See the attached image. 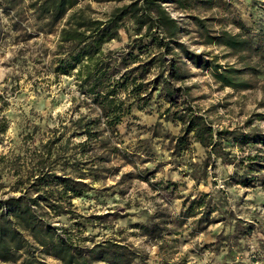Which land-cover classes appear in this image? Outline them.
Instances as JSON below:
<instances>
[{
    "label": "rangeland",
    "instance_id": "rangeland-1",
    "mask_svg": "<svg viewBox=\"0 0 264 264\" xmlns=\"http://www.w3.org/2000/svg\"><path fill=\"white\" fill-rule=\"evenodd\" d=\"M32 1L0 0V200L21 194L18 188H25L24 183L31 181L38 161L46 155L45 144L53 140L46 166H53L57 176L65 174L77 179V172L61 170V166L64 162L80 161L83 182L91 190L72 200L73 220L47 219L51 226L62 228L84 223V218L99 217L100 220L89 218L81 228L79 239H86L82 245L116 240L141 253L142 261L135 264H264V186L235 185L232 177H236L237 167L213 158L206 180H193L189 176L190 165L205 159V149L192 140L179 156L171 154L180 124L167 119L164 113L169 105L155 94L145 109L134 110L132 118L119 125L118 136L111 137V145L118 149L116 154L98 148L97 140L91 142V152L80 155L75 145L84 138L77 137L66 152L58 149L63 141H57L66 132L63 127L68 118L88 112L83 101L90 103L78 93L71 75L54 72L56 34L38 31L43 23L31 15L28 4ZM200 1L204 0H188L184 10L171 2L163 7L179 21L184 31L181 41L191 51L218 56L221 63H233V58H221V48L200 44L196 27L188 17L213 19L207 25L214 31L235 33L233 20H240L253 30L264 29V0H216L217 7L210 10ZM121 3L87 0L77 7L89 5L91 16L102 19ZM129 28L126 23L125 29ZM129 32L132 33L130 29ZM119 35L120 39L106 44L104 51L125 52L128 37L124 29ZM187 66L192 77L177 86L188 89V96L183 91L178 107L170 108V113L190 107L213 130H222L242 127L253 114L264 112V71L258 77V86L237 92L215 84L209 72L189 63ZM154 75L155 70L148 79ZM253 125L264 133V123L254 121ZM222 145L225 151L239 157L254 153L253 149H240L228 141ZM204 194L212 196L217 210L206 220L202 209L196 210L194 217L184 219V200ZM156 212H164L174 222L168 226L173 234L164 235L171 242L164 245L163 254L141 230L146 219ZM236 220L240 228L235 232ZM180 222L182 225H177Z\"/></svg>",
    "mask_w": 264,
    "mask_h": 264
},
{
    "label": "trees",
    "instance_id": "trees-1",
    "mask_svg": "<svg viewBox=\"0 0 264 264\" xmlns=\"http://www.w3.org/2000/svg\"><path fill=\"white\" fill-rule=\"evenodd\" d=\"M85 1L34 0L28 4L34 19L43 23L38 31L56 34L52 54L54 72L71 75L78 93L90 103L83 101L88 112L68 118L69 126L66 123L63 127L66 132L57 141H63L58 149L66 152L71 140L77 137L84 138L75 145L80 155L91 152V142L97 140H100L98 148H107L110 155L116 154L118 149L111 145V137L118 136L119 125L133 116L134 110L145 109L155 94L169 105L164 113L167 119L180 124L171 154L179 156L189 148L192 140L205 149V159L190 165L189 176L193 180H206L213 158L237 167L236 177H232L235 185L247 188L258 183L264 186V133L253 125L254 121L264 123V112L253 114L242 127L222 130H213L210 123L190 107L170 113V108L178 107L183 91L188 96V89L177 86L192 77L187 63L209 72L213 82L221 88L243 92L258 86V77L264 71V29L253 30L242 21L233 20L235 33L225 29L214 31L207 25L213 19L190 15L188 18L196 27L200 44L221 48L223 60L234 59L233 63H221L218 56L191 51L181 41L184 31L179 21L163 7L171 2L184 10L188 0H91L123 2L102 19L91 16L89 5L77 7ZM200 4L208 10L217 7L216 0H204ZM126 23L132 33L125 29ZM120 29H124L129 40L125 52L104 51L106 44L120 39ZM154 70L156 75L148 79ZM181 106H185V101ZM223 141L240 149H253L254 153L248 152L241 157L232 155L225 151ZM54 144L53 140L45 144L46 155L38 161L31 181L24 183L26 187L18 188L21 194L0 200V262L50 264L46 259H51L58 264H135L142 261L139 251L116 240L107 239L89 247L81 244L86 240L79 239L81 228L88 220H100L99 217L84 218V223L75 222L69 227L51 226L47 218L73 220L72 200L82 198L91 190L83 182L85 175L80 161L64 162L61 166V170L69 168L77 172V179L65 174L57 176L53 166H46ZM200 209L205 220L217 210L212 196L204 194L185 199L181 216L192 218ZM173 223L164 212H156L141 227L143 234L157 244L161 254L165 252L164 245L171 242L164 235L173 234L168 229ZM233 228L239 231L238 220Z\"/></svg>",
    "mask_w": 264,
    "mask_h": 264
}]
</instances>
